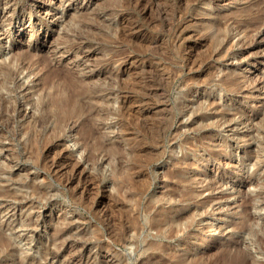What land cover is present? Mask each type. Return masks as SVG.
<instances>
[{"label": "rangeland", "instance_id": "obj_1", "mask_svg": "<svg viewBox=\"0 0 264 264\" xmlns=\"http://www.w3.org/2000/svg\"><path fill=\"white\" fill-rule=\"evenodd\" d=\"M0 21L13 245L60 248L41 264H264V0H0Z\"/></svg>", "mask_w": 264, "mask_h": 264}, {"label": "bare ground", "instance_id": "obj_2", "mask_svg": "<svg viewBox=\"0 0 264 264\" xmlns=\"http://www.w3.org/2000/svg\"><path fill=\"white\" fill-rule=\"evenodd\" d=\"M3 1L6 4L9 0H3ZM0 23H1V21H0ZM2 23L4 24V20H3ZM2 25H0V32L3 31ZM81 27H83V26H81ZM79 30H81L80 26H79ZM5 32H6V30H5ZM52 68H54V67H52ZM48 69H49V67H48ZM50 71H51V74H52V71L53 70L50 69ZM50 71L47 70V72H50ZM82 74H84L83 71H82ZM52 75H54V74H52ZM101 76H103L102 72L97 71V72H94L91 75L89 74L88 76H86V75L85 76L84 75L81 76V79L78 78V81H77V78H74L73 74H70V73H66V75L63 76V78H64L65 86H71V85H75L76 83H78L79 81H82L84 79H87V78H90V77L91 78L92 77H98L99 78ZM5 102H6V100H5ZM113 103L114 104L116 103L117 104V107H118L116 109L118 111H121L122 110V107H123V104L125 103V101H123L122 99H117ZM7 104H8V101H7ZM19 108H20L19 102L13 101V103L10 104V110H9V112L14 115V113H17L18 112ZM33 120H34V118H33ZM36 121L38 122V119L35 120V122ZM64 126L69 127V128H73L74 127V125H72V124H66ZM31 221L32 220L30 219V221H29L28 224L33 223ZM208 240H209L208 236L203 237L202 238L201 245H200V248H203V247L206 248V244H207V241ZM21 250H22V248H21ZM21 250L18 249L15 245H13V243L11 242V238L9 236H7L4 232L0 231V263H1V261H3V259L6 256H13L15 258V260H13L14 262L12 264H41L40 263V262H42L41 260H43L44 262H46L49 259L56 258L58 256V254H59L58 253V250H60V248L58 250H53V249H50V248H46L45 247L41 251L40 258H37V259L34 258V257H32L33 255L32 256H30V255L28 256L26 253H24L25 251L24 252H21ZM76 256L77 255L71 256L70 257V260L72 261V260L76 259Z\"/></svg>", "mask_w": 264, "mask_h": 264}]
</instances>
